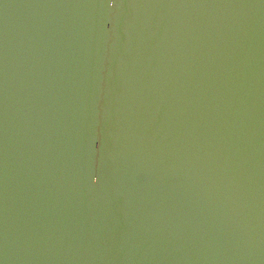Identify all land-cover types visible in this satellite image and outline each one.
Segmentation results:
<instances>
[{"label":"water","instance_id":"95a60500","mask_svg":"<svg viewBox=\"0 0 264 264\" xmlns=\"http://www.w3.org/2000/svg\"><path fill=\"white\" fill-rule=\"evenodd\" d=\"M0 264H264V0H0Z\"/></svg>","mask_w":264,"mask_h":264}]
</instances>
